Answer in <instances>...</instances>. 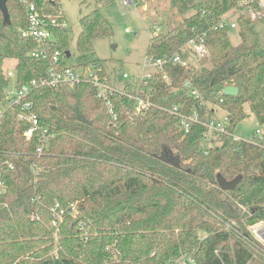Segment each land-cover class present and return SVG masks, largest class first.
I'll return each mask as SVG.
<instances>
[{
    "label": "trees",
    "instance_id": "1",
    "mask_svg": "<svg viewBox=\"0 0 264 264\" xmlns=\"http://www.w3.org/2000/svg\"><path fill=\"white\" fill-rule=\"evenodd\" d=\"M31 1L39 13L65 21L56 3ZM115 1L97 0L101 6ZM169 3L180 23L151 34L147 57L182 54L185 43L199 37L208 55L188 68L167 64L140 81L131 94L149 98L152 106L146 110L136 112L134 100L114 93L116 120L88 82L34 89L27 100L53 135L38 156V136L26 140L28 124L18 120L19 106L7 107L11 83L3 65L15 61L20 88L44 77L50 63L29 55L35 44L21 37L28 26L24 7L6 0L9 25L0 12V102L5 107L0 118V264H249L254 257L264 259L263 244L246 226L254 219L264 222V152L233 136L247 116L245 108L264 126V48L254 30L264 8L244 0ZM231 16L237 45L220 27ZM79 25V58L92 55L93 42L112 34L99 10L82 16ZM53 35L50 52L58 49L66 58L70 31L54 28ZM90 66L105 77L96 62ZM229 85L238 89L236 96L221 94ZM174 107L179 115L197 112L201 122L220 109L229 120L227 133L210 136L208 142L216 145L206 148V128L193 124L184 132L180 117L169 112ZM165 148L175 165L163 160ZM218 175L241 180L225 191ZM54 207L65 210L57 236L51 225Z\"/></svg>",
    "mask_w": 264,
    "mask_h": 264
},
{
    "label": "built area",
    "instance_id": "2",
    "mask_svg": "<svg viewBox=\"0 0 264 264\" xmlns=\"http://www.w3.org/2000/svg\"><path fill=\"white\" fill-rule=\"evenodd\" d=\"M19 3L24 7L25 14L28 21V26L25 30L21 31V37L26 39H31L35 44V47L30 51L29 55L32 58L49 60V68L46 71L44 77L38 79H33L29 83L22 85L20 88H17L15 85V80L10 88L6 91V104L10 108L12 106H19L20 112L18 113V120L26 122L28 128L23 133L26 140H29L32 136L37 135L39 139V144L36 148V153L38 156L48 148L53 135L47 131L46 128L40 125L37 115L33 112L32 103L27 100L28 95L38 88H50L56 89L60 86L74 87L78 84L88 82L94 88L96 97L105 102L106 108L109 114L112 116L113 120H116V114L113 109V104L110 100V97L114 93H122L127 95L130 99L135 101V111L140 112L146 110L152 104L149 101L148 97L143 98L139 95H132L131 92L122 91L118 92L112 86L108 78L105 76L99 78L96 69L90 65H78V67L67 66L65 64V54L60 50L55 49L50 52V46L53 45L54 28H66V21L58 22L56 19L51 18L50 16L39 13V10L33 4L31 0H18ZM57 0H42L43 3L48 2L51 4L56 3ZM257 2L260 7L264 8V0H244V2ZM122 3H130V0H121ZM220 27L225 28H236V24L233 22H224ZM159 33V28L155 27L152 35ZM182 54H175L168 58L162 59H151L146 58V66L153 68V72L147 75L144 79H149L153 73L161 72L163 66L170 64L173 66H178L181 68H188L189 64L194 62V60H200L205 58L208 55V50L205 45V42L202 38L190 39L185 43L181 51ZM71 57V56H69ZM7 79H15V71L9 70L5 72ZM123 78H126V75H123ZM163 79L168 83L169 79L166 75H163ZM141 80V81H142ZM192 96H198L195 90L189 92ZM223 95V91L221 93ZM4 106L0 102V118L4 111ZM171 114L179 116L181 119L180 128L184 132H189L193 124H201L206 128L204 133L203 140L207 142L210 136L215 134L227 133V128L229 125V120L225 116L224 123L216 122L213 118L208 122H201L199 120V115L197 112H192L190 115H179L178 108L174 107L169 111ZM264 126L257 122V128L254 133L255 143L258 145L264 152V131L262 130ZM236 139V138H235ZM12 169L11 166H9ZM4 193V186L2 181V174L0 171V198ZM75 214V205L70 206ZM52 220L51 225L55 229V236H57L59 225L62 220V216L65 213V210L58 209L57 207L52 208ZM260 223V222H259ZM264 230L263 228L259 229L256 232L258 233ZM259 238V237H258ZM260 239V238H259ZM261 240V239H260Z\"/></svg>",
    "mask_w": 264,
    "mask_h": 264
},
{
    "label": "rangeland",
    "instance_id": "3",
    "mask_svg": "<svg viewBox=\"0 0 264 264\" xmlns=\"http://www.w3.org/2000/svg\"><path fill=\"white\" fill-rule=\"evenodd\" d=\"M135 1V2H134ZM56 8L66 21V28L71 36V57L65 60L67 66L78 67L80 64L90 65L96 62L116 91H136L142 79L153 72L146 66L147 49L150 44L152 31L158 27L159 32H167L180 23V18L172 10L169 0H130L124 4L116 0L108 6H101L97 0H57ZM93 10H99L109 21L112 34L93 42V54L79 58L75 51V40L80 32L79 19ZM231 16L229 22L234 21ZM229 39L233 45L240 42L237 28H228ZM254 30L258 44L264 48V17L255 22ZM15 61L4 62V73L14 70ZM126 75V78H123ZM11 84L14 78H9ZM246 118L233 130L236 139L255 143L254 133L257 121L248 108H245ZM225 113L215 109L213 120L224 123ZM264 131V127L262 128ZM202 142L206 148L216 145L215 142ZM172 157V161L175 157ZM264 222L249 228L251 234L264 246V242L256 236L263 228ZM264 255V247L260 251ZM181 264V263H180ZM249 264H264V259L254 257Z\"/></svg>",
    "mask_w": 264,
    "mask_h": 264
},
{
    "label": "water",
    "instance_id": "4",
    "mask_svg": "<svg viewBox=\"0 0 264 264\" xmlns=\"http://www.w3.org/2000/svg\"><path fill=\"white\" fill-rule=\"evenodd\" d=\"M0 12L2 14V17H3V24L4 25H9L10 24V20H9V14H8V11H7V7H6V0H0ZM66 56L69 57L70 56V53L69 52H66ZM188 85V83H186V86ZM238 93V89L234 86H226L224 89H223V95L224 96H236ZM171 154V151L168 150V149H164L163 150V160L167 163H170V164H173L175 165L176 162L175 160L172 161V157L170 156ZM241 180V177L240 176H237L235 177L233 180L231 181H226L224 178H222L220 175L217 176V183L219 185V187L222 189V190H225V191H232L235 189L236 185L240 182ZM80 217V216H79ZM78 218H76L75 221H77ZM259 223V221L257 219H254L250 222H248L246 224L247 227H251V226H254V225H257ZM258 237L264 242V236L261 235L260 233H258Z\"/></svg>",
    "mask_w": 264,
    "mask_h": 264
},
{
    "label": "bare ground",
    "instance_id": "5",
    "mask_svg": "<svg viewBox=\"0 0 264 264\" xmlns=\"http://www.w3.org/2000/svg\"><path fill=\"white\" fill-rule=\"evenodd\" d=\"M261 235H263L264 236V230H262L261 232H259Z\"/></svg>",
    "mask_w": 264,
    "mask_h": 264
},
{
    "label": "crops",
    "instance_id": "6",
    "mask_svg": "<svg viewBox=\"0 0 264 264\" xmlns=\"http://www.w3.org/2000/svg\"><path fill=\"white\" fill-rule=\"evenodd\" d=\"M12 85V84H11Z\"/></svg>",
    "mask_w": 264,
    "mask_h": 264
}]
</instances>
